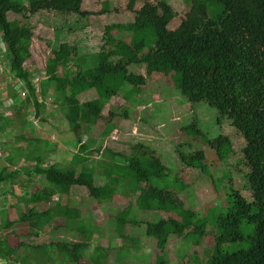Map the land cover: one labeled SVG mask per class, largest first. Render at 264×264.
I'll list each match as a JSON object with an SVG mask.
<instances>
[{
	"label": "trees",
	"instance_id": "16d2710c",
	"mask_svg": "<svg viewBox=\"0 0 264 264\" xmlns=\"http://www.w3.org/2000/svg\"><path fill=\"white\" fill-rule=\"evenodd\" d=\"M172 1L0 0L1 48L15 80L30 94L27 102L35 107L36 119L46 111L48 96L53 92L54 105L61 109L69 132L80 146L77 155H71L74 161L70 166L61 162L48 165V153L57 151L56 145L30 151L27 159L32 165L10 174L7 170L0 172V186L9 183L14 190L28 182L35 184V191L21 197L25 211L19 210L16 221H10L5 204L0 203V216L6 217L0 225V263L53 264L58 256H64L70 264L127 262L124 256L130 250L126 245L139 246L137 239L126 235L128 225H140L133 219L134 210L159 218L146 225V235L158 251L151 264H168L165 250L170 238L200 247L212 232L214 245L207 264H264V0H176L181 12ZM111 13L129 14L133 21L105 28L95 25L92 29L99 30L104 40L98 54L82 55L76 31L66 24L56 31V42L46 39V78L35 86L29 64L39 35L31 20L46 14L66 23L74 16L86 20ZM133 68L144 69L145 74ZM167 78H171L172 87L166 88L170 98L179 93L192 106L204 105L216 111L219 126L231 123L243 141L239 153L231 136L220 134L211 139L195 120L183 129L188 137L184 147L188 149H177L183 164L179 171L165 166L161 154L142 144L133 146L131 155L110 152L111 161L99 160L96 168H74L90 164L100 152L91 150V145H81L85 125L107 121L109 131L116 129L115 121L128 118V110L106 113L107 104L121 93L129 91L127 97L131 98L149 83ZM92 91L98 99L82 103L80 97ZM26 113L18 109L19 118ZM9 122L0 116V127ZM16 139L17 144L22 140ZM199 146L205 149H195ZM22 148L19 143L14 151ZM38 153L45 156L38 158ZM211 161L217 166L235 161L241 187H225L229 192L227 208L213 217V230L209 232V219L187 208L183 195L192 189L188 181L196 170H201L205 178L210 176ZM97 175L106 180L104 186L97 185ZM225 176L232 182L228 172ZM121 188L134 202L121 212L110 213L103 236L120 240L125 248L116 251L97 247L91 257H86L98 227L88 226L96 216L85 218L84 212L112 203ZM79 191L86 193L90 204L72 206L64 199ZM42 205L49 208L37 212V206ZM47 231L49 238L62 235L66 241H47L45 236L39 243L37 240ZM73 234L75 242L70 241ZM237 245H247V249L233 253L223 250ZM193 262L191 255L184 264Z\"/></svg>",
	"mask_w": 264,
	"mask_h": 264
},
{
	"label": "rangeland",
	"instance_id": "374dc122",
	"mask_svg": "<svg viewBox=\"0 0 264 264\" xmlns=\"http://www.w3.org/2000/svg\"><path fill=\"white\" fill-rule=\"evenodd\" d=\"M163 1L169 2L170 0ZM172 4L177 7L179 12H181V7L176 0H173ZM112 7H114V4ZM129 21H133L132 16H129V14L118 15L117 13L107 14L99 18L93 17L86 20L74 16L66 23H59L46 14H41V16L31 20V25L36 27L39 35V38L34 41L32 48L34 58L29 64L30 71L35 75V84L40 85L41 81L46 78V58L44 56V51L47 50L48 46L45 40L53 39L55 41L56 31L61 30L65 24L68 28H73L76 31L81 54L95 55L100 52L104 40L98 33L99 30L92 28L95 25L102 26L103 28L112 24L124 25ZM55 42L54 48H57L58 43L55 44ZM40 50H42V52H40ZM132 71H136L138 74L142 75L145 74L144 69L140 68H133ZM3 72L4 68L0 65V74ZM6 78L7 76L3 78L0 77V82L5 81ZM13 79L11 80L8 78L6 81L7 85L11 83L9 85L11 88V94L9 95L10 98L14 96L12 94L14 93L13 89H17L19 86V82H17L15 78ZM167 87H172L171 78L149 83L144 87L142 93L137 94L134 97H127L129 91H126L113 98L112 101L107 104L106 113L112 111V109L119 113L128 110V118L115 121L118 127L116 129L113 127L110 131L107 121H100L96 126L85 125L81 135V139L83 140L81 145H91V150L100 152L91 159L90 164H84V166L75 165L74 168L78 171L83 167L86 168L88 166L96 168L97 164L100 162L99 160L107 162L111 161L109 158L110 152L131 155L132 147L142 144L161 154L165 166L175 172L179 171L183 168V164L177 154V149H188L184 147L185 140H188V137L183 133V129L195 120L198 121L200 129L211 139L220 134L231 136L237 153L240 152L243 141L232 128L231 123L226 122L223 123L222 126H219L217 124L219 115L216 111L204 105L192 106L186 102L179 93H175L174 97L170 98V94L166 91ZM18 92L20 91L17 89L16 93ZM137 98L141 99L144 103H140ZM96 99H98V95L95 91L85 93L80 97L82 103L91 102ZM11 100L14 101L13 98ZM11 100H8L7 91L4 90L2 93V90L0 89V115L8 117L12 121V123H8L10 126L7 128L9 129L5 130V133L0 137V166L8 167L9 172L16 171L14 167L16 165L13 164L12 166L9 162V159L13 157H15L13 159H17V166H29V159L26 160V156L28 155V152H30V146H35V143L30 142L28 139L27 141H23L24 137L22 136L29 135L30 131L33 132L32 136H38V148L48 149L49 147L54 148L56 145L58 146L57 151H53L50 154L48 153L49 165L57 162H61L66 166L72 165L74 160L71 159V155H77L80 146L78 142H75L73 134L69 132L70 127L61 114V109L54 105L56 100L55 94L52 92L48 96L47 109L41 114V118L36 120L27 117L25 118V116L19 118V108L14 106V102L12 106ZM29 119L33 122L31 123ZM43 120L47 121V123L45 124ZM23 123L26 126L25 129L22 125ZM30 123L33 126L32 130L29 129ZM51 136H53L54 140ZM16 138L22 139L19 143H24H20V146L27 150L20 149L19 151L14 152L13 149L19 144L16 143ZM195 149L202 150L205 149V147L199 146L195 147ZM44 156L45 153H38V158ZM230 164L231 165L223 164L217 166L215 161H211L212 167L210 168L211 171L208 178H205L201 170H196L188 181V183L193 185L192 189L188 190L183 195L184 199L188 201L187 208L191 209L192 207L194 210L198 211L201 216L205 215L209 219V232H212L213 230V217L224 213L227 208L226 199L229 192H225V187L227 185H234L236 190H239L241 187V173L238 172V169L235 167L236 162L230 161ZM227 172L231 175L232 182H230V178L225 176ZM23 175L24 174H22V176ZM105 182L106 180L104 177L97 175L96 183L98 186H104ZM154 184L160 185L156 184V182H154ZM32 191H35V184L20 185V187L17 186L14 190H12L9 183L0 186V203L5 204L6 215L10 221H16L19 218V210L22 211V213L25 211L23 203L21 204L20 202L21 198L18 197L26 192ZM64 199L71 201L72 206H79L81 203H86V205H88L91 202V200L86 197L84 191H79L73 195L72 198ZM64 199L61 200L62 203L65 202ZM3 200L5 202H3ZM131 202H134V200L127 198V193L121 188L112 203L105 204L101 207L98 206L95 209L88 208V210L84 212L85 218H88V215L90 214L96 216L95 222H88V226L91 229H93V226H96V228L98 227V230H94V236L90 243L91 248L85 251L86 257H91L94 249L97 247L105 249L112 247V249H115L116 251L125 248L120 240H113L109 236H103V231L105 222L107 219L111 218L110 213H117L127 209ZM48 208V205L37 206L36 211L44 212ZM202 210H206L204 214H201L203 213ZM132 216L133 219H136L140 223V225H128L126 228V235L133 239H137L139 241V246L134 243L127 244L126 246H128L130 250L129 254L124 256L127 262L123 261L117 264H151L154 261V253H157L158 251L146 235V225L151 222H157L159 218L150 213L137 212L134 210ZM5 220V216H0V225H2ZM10 231L11 230H9V232ZM9 232H5V234H8ZM45 236L48 237L47 241H50L51 237L49 238L48 231L37 241L41 243L45 239ZM213 237H215L214 232L210 233L200 247H194L190 243L186 244L183 239L179 240L176 237L170 238L165 250L168 264H184L191 255L194 256L193 264H207L208 258L212 255L211 250L214 245ZM51 239L54 241L64 240L62 235L57 237L52 236ZM70 241L75 242L76 235H74ZM241 249H247V245L227 246L223 248L224 251L230 253ZM21 254L23 255L24 253L21 252ZM26 254L28 255L27 252ZM124 254L125 251L123 255ZM53 260V264H70L65 261L64 256L55 257ZM3 264L21 263L8 261L5 263L3 262Z\"/></svg>",
	"mask_w": 264,
	"mask_h": 264
},
{
	"label": "crops",
	"instance_id": "0c3cea01",
	"mask_svg": "<svg viewBox=\"0 0 264 264\" xmlns=\"http://www.w3.org/2000/svg\"><path fill=\"white\" fill-rule=\"evenodd\" d=\"M1 45H3L2 44V42H1V39H0V46ZM4 64V65H3ZM0 65H1V67L2 68H4V72L3 73H1L0 74V77L1 78H3V77H5V76H7V78L5 79V81H2V82H0V89L2 90V93L4 92V90H6L7 91V93H8V100H11L12 98H13V100L14 101H12V106H13V102H14V106H17V108H21V109H25V110H27V113L25 114V118L27 117V118H32L33 120H36V111H35V107L33 106V105H29L30 104V101H28L27 102V100L30 98V94H29V92L21 85V83H19V86H18V91H20V92H18V93H16V90L17 89H13V91H14V93H12L14 96H12V98H10L9 97V95L11 94V88H10V84L9 85H7V83H6V81L8 80V78H10L11 80L14 78V76H13V74H11V71H10V68H9V63H8V61H7V59L5 58V50H4V47L3 48H0ZM14 80V79H13ZM35 83H36V81H35ZM35 86L36 87H38V85H36L35 84ZM3 96H4V94H3ZM4 103V102H3ZM18 106H20V107H18ZM21 111V110H20ZM0 116H2V115H0ZM30 116H32V117H30ZM8 118V117H7ZM9 119V118H8ZM10 120V119H9ZM29 121L32 123L33 121L31 120V119H29ZM44 121V120H43ZM35 122V121H34ZM12 123V122H11ZM31 123H30V130H32V128H33V126L31 125ZM28 124H29V122H28ZM23 126H24V129L26 128V126H25V124L23 123L22 124ZM22 126V127H23ZM8 127V125L6 126V128H3L2 126L0 127V137L3 135V133H5V130H8L9 128H7ZM3 129H4V132H3ZM32 134H33V132L32 131H30L29 132V135H23L22 137H24V140L23 141H27V139L30 141V142H32V143H35V146L34 145H32V146H30L31 148L29 149V151H32V150H34V152H36V150H37V138H38V136L37 135H33L32 136ZM20 143H22V142H20ZM24 143V142H23ZM22 143V144H23ZM26 145V144H25ZM26 146H28V145H26ZM22 149H25V148H22ZM14 150V149H13ZM25 150H27V149H25ZM15 152V151H14ZM28 155H29V152H28ZM28 155L26 156V160H27V157H28ZM10 158V157H9ZM9 158H7V159H9ZM13 158H15V157H13ZM13 158H10L9 159V162H10V164L13 166V164L14 165H16V166H14L15 167V170H17L18 168H22V167H26L25 165H23V166H21V167H19V166H17L18 165V163H16V160L15 159H13ZM27 162V161H26ZM52 162V161H51ZM20 164V163H19ZM29 165H32L30 162H29ZM49 165V164H48ZM51 165V164H50ZM5 170H7V173L8 174H10V173H12V172H9V170H8V167H4V166H0V172H2V171H5ZM42 181V180H41ZM28 184H29V182H28ZM5 185V184H4ZM11 187V186H10ZM24 194H22V196H23ZM22 196H20V197H18V198H21ZM3 202H4V200H3Z\"/></svg>",
	"mask_w": 264,
	"mask_h": 264
},
{
	"label": "built area",
	"instance_id": "2783aa9c",
	"mask_svg": "<svg viewBox=\"0 0 264 264\" xmlns=\"http://www.w3.org/2000/svg\"><path fill=\"white\" fill-rule=\"evenodd\" d=\"M0 48H1V46H0Z\"/></svg>",
	"mask_w": 264,
	"mask_h": 264
}]
</instances>
